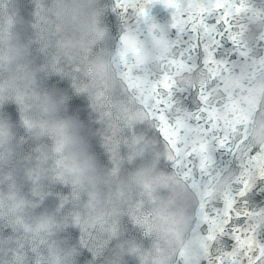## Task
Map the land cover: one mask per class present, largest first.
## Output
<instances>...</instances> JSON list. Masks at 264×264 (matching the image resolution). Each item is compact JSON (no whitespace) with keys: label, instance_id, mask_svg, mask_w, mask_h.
<instances>
[{"label":"clouds","instance_id":"1","mask_svg":"<svg viewBox=\"0 0 264 264\" xmlns=\"http://www.w3.org/2000/svg\"><path fill=\"white\" fill-rule=\"evenodd\" d=\"M0 264H264V0H0Z\"/></svg>","mask_w":264,"mask_h":264}]
</instances>
